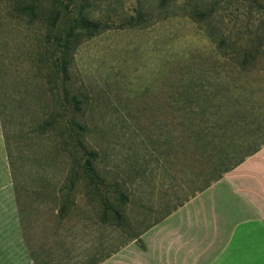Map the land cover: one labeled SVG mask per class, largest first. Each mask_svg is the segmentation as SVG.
<instances>
[{"label": "rangeland", "instance_id": "rangeland-1", "mask_svg": "<svg viewBox=\"0 0 264 264\" xmlns=\"http://www.w3.org/2000/svg\"><path fill=\"white\" fill-rule=\"evenodd\" d=\"M27 1L0 0V97L29 232L58 237L44 259L97 263L203 185L190 101L228 91L264 137V0H89L99 26L64 56L51 0Z\"/></svg>", "mask_w": 264, "mask_h": 264}, {"label": "crops", "instance_id": "crops-1", "mask_svg": "<svg viewBox=\"0 0 264 264\" xmlns=\"http://www.w3.org/2000/svg\"><path fill=\"white\" fill-rule=\"evenodd\" d=\"M20 192L0 97V264H55L44 255L58 237L29 232L32 213ZM139 239L141 244L133 238L90 264H264V145L196 190Z\"/></svg>", "mask_w": 264, "mask_h": 264}, {"label": "trees", "instance_id": "trees-1", "mask_svg": "<svg viewBox=\"0 0 264 264\" xmlns=\"http://www.w3.org/2000/svg\"><path fill=\"white\" fill-rule=\"evenodd\" d=\"M37 1L38 0H28L26 4H20L18 9L32 11L38 7ZM17 2H19V0H17ZM88 3L89 0H51L49 2L51 11L55 9V16L58 17L59 22L61 21L62 24L61 33L57 34L55 38L57 46L62 53H64L63 56L66 55V51L72 48L74 36L76 35L75 30L78 27L81 29L96 30L97 26H99L98 21L90 19L85 12V7ZM255 54L259 53L256 52ZM249 56L253 58L254 53H249ZM245 57V55H242V59ZM213 102L216 104L215 109L208 112H200L195 108L196 105H199V99L196 98V100L189 102L190 105L193 104L194 108L188 114H191V116L205 117V119L201 121L200 126L193 131L194 135H192L193 138H191L195 139L193 147L201 150L202 154L206 155L208 159L207 165L203 169L206 175L205 181L203 185L196 190H202L207 187L211 181L218 179L222 173L233 169L247 156L255 153L264 145V137L259 141H252V137L257 136V132H244L240 134L241 130L245 131V125H247L246 118L254 116V118L257 119L262 116L260 115L261 112H254V110L249 108L247 112H241L239 98L234 99L228 91L218 96L213 95L206 97L205 104L207 107H211ZM184 115L187 120H183V122H188V117H186L187 114ZM204 123L206 124L203 126ZM261 129H263V127L259 128V131ZM186 136L191 137V133L187 132ZM224 139L227 141H223ZM85 169L87 171L89 169L88 166H86ZM194 192L190 194V196H192ZM182 202L183 201H180L173 208L170 210L168 209L159 219H156L154 223L166 216ZM117 217L121 219L119 214H117ZM117 223V226H119L120 222ZM146 228L135 233L132 238H137Z\"/></svg>", "mask_w": 264, "mask_h": 264}]
</instances>
